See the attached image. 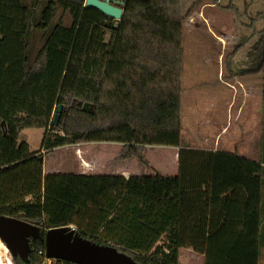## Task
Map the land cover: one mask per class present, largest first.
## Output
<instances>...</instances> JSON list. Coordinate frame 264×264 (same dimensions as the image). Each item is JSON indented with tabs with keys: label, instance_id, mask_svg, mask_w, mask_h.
Returning a JSON list of instances; mask_svg holds the SVG:
<instances>
[{
	"label": "trees",
	"instance_id": "obj_1",
	"mask_svg": "<svg viewBox=\"0 0 264 264\" xmlns=\"http://www.w3.org/2000/svg\"><path fill=\"white\" fill-rule=\"evenodd\" d=\"M85 5L0 0V215L43 236L14 262L43 264L46 231L74 226L139 264H180L181 248L203 254V264H261L264 56L251 71L263 75L261 160L182 147L183 0H124L120 20ZM227 8L243 21L238 6ZM260 41L264 49V28ZM27 128L44 129L46 153L117 142L121 160L145 167L148 146L176 147L178 173L45 174V155L21 140Z\"/></svg>",
	"mask_w": 264,
	"mask_h": 264
},
{
	"label": "rangeland",
	"instance_id": "obj_2",
	"mask_svg": "<svg viewBox=\"0 0 264 264\" xmlns=\"http://www.w3.org/2000/svg\"><path fill=\"white\" fill-rule=\"evenodd\" d=\"M233 5L243 11V21L233 9L227 8ZM183 7L186 19L183 37L181 146L211 149L213 138L225 126L223 131L227 133L216 138L215 146L237 153L241 150L247 157H257L260 161L262 154L258 148L261 143H258L257 137L260 127L262 132V116L261 121H258L256 115L250 112L248 123L242 124L236 111L237 99L245 89H251L254 98L258 95L255 91L260 72H255L254 79L246 76L254 74L251 71L259 68L264 56L260 41L261 30L264 28V0H183ZM255 17L257 19L254 22L252 18ZM244 22L252 25L247 28ZM238 125H241V131L245 134L249 131L248 137L246 135L247 138H243L241 144H237ZM43 135V128H27L22 131L21 140L27 141L37 155H45V174H118L117 168L130 170L128 176L155 172L173 175L178 171L175 147L148 146L146 156L150 166L145 167L135 158L121 160L119 156L122 146L115 142L73 144L46 153L41 145ZM92 158H96L94 164L86 162V159ZM83 165L87 166L83 168ZM203 257L190 248L180 249V264H203ZM42 258L43 264H52L54 261L46 254ZM0 264H16L1 238ZM261 264H264V244Z\"/></svg>",
	"mask_w": 264,
	"mask_h": 264
},
{
	"label": "water",
	"instance_id": "obj_3",
	"mask_svg": "<svg viewBox=\"0 0 264 264\" xmlns=\"http://www.w3.org/2000/svg\"><path fill=\"white\" fill-rule=\"evenodd\" d=\"M120 3H124L122 0ZM112 0H86V7H94L120 20L124 9ZM63 105H58L54 123H58ZM41 227L18 217L0 215V238L13 257L26 259L31 251V241L41 239ZM46 256L78 264H139L115 247L97 244L79 237L70 227H57L45 233Z\"/></svg>",
	"mask_w": 264,
	"mask_h": 264
},
{
	"label": "crops",
	"instance_id": "obj_4",
	"mask_svg": "<svg viewBox=\"0 0 264 264\" xmlns=\"http://www.w3.org/2000/svg\"><path fill=\"white\" fill-rule=\"evenodd\" d=\"M255 75H256V73L247 75L246 77L253 78V76H255ZM258 78H259V81L257 82L256 91H255V93H257L258 95H256V97L254 98L253 91L251 89H249V90L245 89L244 92H242L240 97L237 99L238 100V107H237V111H236V116L238 118L242 119V124L248 123V118H249L250 112H252L254 115H256V117H257L256 120L261 121L262 91H263V75H262V72H260L258 74ZM253 100L254 101L256 100L255 103L253 102ZM252 102L254 103L253 105H251ZM246 114H248L247 118L245 117ZM243 119H244V121H243ZM237 127H238L237 137L239 139V140H237V144H241L243 142V138L248 137L249 131L245 134L244 131H241V125H238ZM223 128H225V126H223ZM223 128L220 129L219 133H217V134L215 133L216 135L214 134L215 135V138H213L214 145L212 144L213 148H211L209 150H223V151H227V152H235V150L219 149L215 146L216 138L218 136H220V138H221L222 136L225 135V133H227V131H223L224 130ZM220 133H221V135H220ZM246 135H247V137H246ZM261 136H262V132H261V127H260V134L257 137L258 143H261ZM253 140H254V138H253ZM247 142H249V140ZM115 143H117V142H115ZM118 144H121V143H118ZM121 146H122V144H121ZM260 146H259L258 150H260V152H261ZM121 148L122 147H120V150H121ZM191 148H199V147L192 146ZM176 149H177V156H178L179 148H176ZM240 151L241 150H239L238 154H240V155L243 154L245 157H247L243 152H240ZM95 159L96 158H94V159L92 158V160L86 159V162H89L90 164H92V163L94 164ZM250 159L258 161L257 157L255 159L250 157ZM84 161H85V159H84ZM177 163H178V160H177ZM84 166H87V165H83V168H85ZM117 171H118V174L129 177L128 175L130 173V170H128L127 168H119V170L117 168ZM177 173H178V171H177ZM176 174H173V175H176ZM203 260H204V257H203ZM203 263H204V261H203Z\"/></svg>",
	"mask_w": 264,
	"mask_h": 264
},
{
	"label": "flooded vegetation",
	"instance_id": "obj_5",
	"mask_svg": "<svg viewBox=\"0 0 264 264\" xmlns=\"http://www.w3.org/2000/svg\"><path fill=\"white\" fill-rule=\"evenodd\" d=\"M112 1H114L116 3H120L122 0H112Z\"/></svg>",
	"mask_w": 264,
	"mask_h": 264
},
{
	"label": "built area",
	"instance_id": "obj_6",
	"mask_svg": "<svg viewBox=\"0 0 264 264\" xmlns=\"http://www.w3.org/2000/svg\"><path fill=\"white\" fill-rule=\"evenodd\" d=\"M70 228L74 229V226H71Z\"/></svg>",
	"mask_w": 264,
	"mask_h": 264
}]
</instances>
